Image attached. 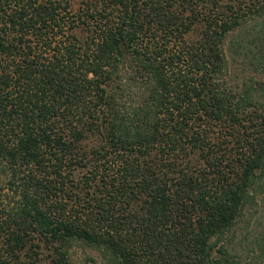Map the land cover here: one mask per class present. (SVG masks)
Listing matches in <instances>:
<instances>
[{"label": "trees", "instance_id": "obj_1", "mask_svg": "<svg viewBox=\"0 0 264 264\" xmlns=\"http://www.w3.org/2000/svg\"><path fill=\"white\" fill-rule=\"evenodd\" d=\"M84 1L0 0V264H241L219 244L256 204L264 103L224 43L264 71V0Z\"/></svg>", "mask_w": 264, "mask_h": 264}, {"label": "rangeland", "instance_id": "obj_2", "mask_svg": "<svg viewBox=\"0 0 264 264\" xmlns=\"http://www.w3.org/2000/svg\"><path fill=\"white\" fill-rule=\"evenodd\" d=\"M98 1L99 4L102 3L100 0ZM70 2L75 11L81 4L85 3L84 0H70ZM88 4L95 5L96 3L94 0H90ZM200 33L201 28L195 27L186 38L187 40L194 41L199 37ZM250 39L251 37L243 32L240 34L239 32L230 33L226 38L224 49L230 64L228 75L224 76L223 81L227 83V87L229 86L234 89L245 82L255 91L256 99L264 103V71L255 63V60L258 59L256 55L258 52L257 47L260 44L254 43L251 45L249 43ZM239 45L241 46L239 49L240 56H237L235 53L238 51ZM251 63H254V65H251ZM80 174L82 175V172ZM6 181L4 176H0V202L2 201V195L7 193ZM255 191L256 204L248 210L249 213L244 216V219H241V222L237 223L235 228L227 233L224 240L219 244L229 243L228 249L230 253L241 264L245 263L248 259V247L246 243L254 241L259 242L261 246L264 245V177L258 180L255 185ZM219 245L216 249L219 248ZM70 254L72 259L77 263L86 261L87 264H109L97 250L91 249L81 242H73L71 244ZM258 263L264 264L263 261H258Z\"/></svg>", "mask_w": 264, "mask_h": 264}]
</instances>
